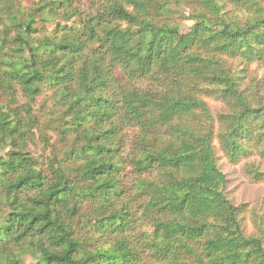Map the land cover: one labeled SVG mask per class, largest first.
Segmentation results:
<instances>
[{"label": "trees", "instance_id": "1", "mask_svg": "<svg viewBox=\"0 0 264 264\" xmlns=\"http://www.w3.org/2000/svg\"><path fill=\"white\" fill-rule=\"evenodd\" d=\"M80 1L0 0V91L25 99L0 107V264H23L15 250L34 264H264L215 146L229 163L264 161V0ZM250 65L263 70L247 81ZM116 69L140 85L120 86ZM46 94L73 138L41 161L26 141Z\"/></svg>", "mask_w": 264, "mask_h": 264}, {"label": "rangeland", "instance_id": "2", "mask_svg": "<svg viewBox=\"0 0 264 264\" xmlns=\"http://www.w3.org/2000/svg\"><path fill=\"white\" fill-rule=\"evenodd\" d=\"M26 3H32L36 0H22ZM89 3L86 0H81L79 4L80 12H90L91 9L88 7ZM229 6V5H228ZM176 14L175 22L178 23L180 31L182 33L188 32L193 26V21L188 19L190 13L185 6L179 5ZM79 20V19H77ZM67 26H73L76 24L75 20H69L60 22ZM42 26L52 30L54 23L37 24L39 29ZM233 65H237L238 62H232ZM263 67L257 65H250L248 71L247 81H252L259 78L262 75ZM247 72V71H246ZM115 77L119 80V84L122 87L130 89L140 84L136 81L128 79L122 74L120 69H116L114 72ZM16 95L13 99L7 96L5 93L0 91V107H10L22 111L25 99L21 96V92L17 89ZM204 100L209 105L212 113L216 116L223 110V105L216 101H213L209 97H205ZM55 98L52 94H46L38 97L33 103L34 111L37 114L36 123H28L30 132L28 134L27 150L30 151L34 156L39 157L41 161H48L51 154L55 151L63 155V151L66 149V145L70 143L68 140H61V136L57 133V129L54 127V122L58 121L57 115L62 114V110H58V106L55 104ZM54 111V112H53ZM24 117L25 114L22 113ZM45 136V137H44ZM47 138V141L45 139ZM218 164L222 172L227 177V197L232 203L243 205L247 209V213L244 215L243 226L247 234H259L264 236V181L256 182L251 179L252 175L248 172L254 167L264 171V161L259 159L257 156H252L248 159L241 160L237 163H229L224 157L223 153L218 149L217 143L215 142ZM8 148H0V155H2ZM39 155V156H38ZM91 209L87 206H83L81 211L82 216L75 220L74 228L76 234L84 235L88 231L90 216L87 215ZM6 209L0 204V221L3 220L6 214ZM150 231L149 226L146 227ZM90 234V233H89ZM88 234V236H89ZM15 250L18 254L19 259L23 264H34V260L28 254H20V251Z\"/></svg>", "mask_w": 264, "mask_h": 264}]
</instances>
